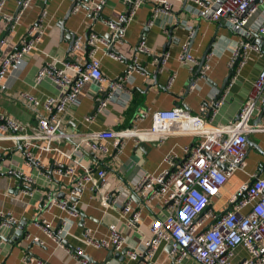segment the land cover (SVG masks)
<instances>
[{
    "label": "crops",
    "instance_id": "obj_1",
    "mask_svg": "<svg viewBox=\"0 0 264 264\" xmlns=\"http://www.w3.org/2000/svg\"><path fill=\"white\" fill-rule=\"evenodd\" d=\"M88 1L105 2L96 21L87 17L86 9L82 5L75 10L79 0H33L13 28L0 20V40L10 34L9 45L6 48L8 54L20 46L30 26L38 20L43 11L46 12L42 41L24 57L18 67L9 70L3 80L5 90L0 87V113L13 116L25 123H34L35 113L46 116L45 108L41 104L48 98H58L65 90L49 78L38 81L36 76L40 68L47 62L62 66L67 61L85 62L88 59L85 46H82L77 54L70 49L72 34L85 43L89 31L92 30L107 41L110 30L104 24V20H116L124 14L125 2L124 0ZM169 1L173 6L169 13L160 11L154 14L155 0H146L136 11L123 36L125 41L117 42L113 46L115 53L128 60V63L115 59L109 54L112 46L108 50L104 46L99 49L95 59L101 61L104 76L114 80L128 74L127 72L130 73L123 83V92L114 95L103 112L94 113L99 85L86 84L80 94V104L70 105L62 117L65 130L76 133L123 130L133 124L140 129H148L152 124L151 114L157 110L184 108L194 114H203L202 109L214 100L219 101V105L214 111L211 109L205 112L203 116L216 127L236 122L235 119L240 115L243 105L248 102L253 83L264 66V41L260 43L255 40L256 43H251L247 39L249 37H243L232 31L224 21L212 23L203 20L189 11L188 0ZM17 9V0H7L0 11L2 14L14 16ZM70 10L71 13L68 15ZM263 11L264 2H260L258 12L250 18L248 31L257 33L253 25L261 21L260 15ZM259 37L264 39V36ZM143 41L150 53L138 55L137 67L129 71L134 67L132 59L136 48ZM188 41L190 54L197 59L199 65L209 44H212V50L206 56L204 63L208 65L204 78L193 77L194 73L190 72L189 65L179 60L181 48ZM242 41L258 50L251 49L248 52L244 61L236 67L237 75L232 78L230 86L219 99H216L231 69L233 52ZM165 47L168 49V58L162 64L155 62V56H162ZM69 73L73 75L72 72ZM173 76L174 80L169 86L170 78ZM193 78L195 80L191 86L190 82ZM23 93L35 97L41 103L40 106L38 108L32 106L24 98ZM127 96H130L128 101ZM263 110L264 104L255 110L250 120L255 130L248 135L259 149L249 147L247 144L244 171L239 170L229 178L214 202L217 211L223 210L228 205L230 196L249 180L250 175L264 177V116L260 124L256 123ZM144 113H148V116L145 117ZM92 114H94L92 121L87 122L85 118ZM141 116L143 119L139 120ZM9 134V131H0V211L5 214L2 218H8L7 215L11 214L18 224L14 228L6 225L5 222L0 223V264H82L75 257L77 247L84 250L89 264H104L108 250L87 246L82 242L83 230L88 227L96 230V238L108 239L109 227L117 226L125 238L121 250H133L147 238L154 219L165 215L166 212L162 197L144 203L134 193L132 185L144 174L157 175L167 168L164 163L166 156L173 155L178 160H182L185 157V148L197 141L192 136L183 135L173 136L163 143L155 144H137L134 140H128L118 159L109 157L107 162L102 164L107 170L106 187L94 189V183L89 185L81 194L77 215L71 217L68 211L59 207H52L48 211H39V209L47 190H51L59 199L69 198L71 182L68 178L53 174L54 164L58 162L64 167L71 166L73 161L68 156L72 145L78 143L80 139L78 137L70 139L61 146L59 152L43 154L41 163L50 168L46 172L40 165L26 164L23 151L17 144L2 138ZM93 160L94 157L86 153L81 159L77 173L85 169L95 173L101 166L99 163H93ZM10 169L20 171L22 175H10L8 173ZM25 176L34 180L28 190H24ZM94 178L97 179V176L94 175ZM116 191L128 198L133 210L141 212L138 222L128 225L130 216L122 214L121 208L124 205L122 201L104 199V196H110ZM36 219H45L52 229L58 228L61 220L69 219L70 234L64 239L62 243L64 246L48 237L44 230L36 225ZM13 230V234L9 237ZM169 252V246H162L156 252L153 264H175L170 259ZM109 264H135V262L126 254L123 262L119 263L114 258ZM181 264L196 263L186 259Z\"/></svg>",
    "mask_w": 264,
    "mask_h": 264
},
{
    "label": "built area",
    "instance_id": "obj_2",
    "mask_svg": "<svg viewBox=\"0 0 264 264\" xmlns=\"http://www.w3.org/2000/svg\"><path fill=\"white\" fill-rule=\"evenodd\" d=\"M85 1L79 0L75 10L82 5L86 9L87 17L96 21L105 2L85 3ZM145 1L124 0L126 12L116 20H104L112 36L109 42L94 32L87 36L85 43L81 38H76L73 52L77 54L82 46H85L88 49V59L85 62L67 61L62 66L47 62L43 65L36 76L37 80L49 78L65 90L64 94L58 98H48L41 104L35 97L23 93L24 98L35 108L40 104L43 105L47 115L41 116L34 112L36 114L33 115L34 123H25L13 116L0 113V131L10 132L2 138L17 144L23 151L26 164L40 165L46 172L50 168L42 165L43 154L59 152L61 146L70 139L76 137L80 139L78 143L72 145L68 156L73 161L71 166L64 167L58 162L54 164L53 174L68 178L71 182L69 198L59 199L51 190H47L39 209V211H48L52 207H59L68 211L71 217H75L81 194L89 185L94 183V189L106 187L107 170L102 164L107 162L109 157L118 159L128 140H134L137 144H155L163 143L173 136H192L197 141L185 148V157L182 160L168 155L164 159L167 168L157 175L144 174L132 185L134 193L144 203L162 197L166 214L154 219L147 238L133 250L127 251V256L135 264H153L156 252L162 246H169L170 259L175 264H181L186 259H191L196 264H264V177L250 175L249 180L230 196L228 205L223 210L217 211L214 206L216 198L220 196L229 178L239 170L244 171L246 166L247 137L255 130L250 120L255 110L264 104V66L253 83L248 102L243 105L238 121L221 127L213 126L203 116L205 112L211 109L214 111L219 105L220 102L214 100L202 109L203 114H194L184 108L157 110L151 114L152 124L148 129H140L134 124L123 130L82 133L64 129L62 117L70 105L80 104V94L86 84L99 85L94 113L103 112L112 97L123 92V83L130 73L127 72L128 74L110 80L102 73L101 61L95 59V55L102 46L107 47L108 50L117 42L123 43V36L129 23ZM6 2L7 0H0V9ZM32 2L33 0H17V13L8 16L0 11V20L13 28ZM155 2L154 14L160 11L169 13L173 9L169 0H155ZM188 2L192 14L212 23L224 21L229 29L243 37H249L247 38L249 40L254 32L248 31L247 26L250 24V18L258 12V4L264 0H188ZM45 16L46 12L43 11L38 20L27 30L20 46L10 53L6 54L10 34L0 40L2 90H5V85L2 83L8 71L18 67L24 57L42 41ZM260 18L261 21L253 26L259 36H264V11ZM251 49L258 50L245 41L240 42L233 52L231 68L240 57L241 61L237 65L239 66ZM149 53L146 43L140 42L132 59L134 67L129 71L137 67L138 55ZM109 54L124 62L117 54ZM155 58V62L162 64L168 58V54L166 52ZM179 60L188 64L190 72L195 74L199 62L190 54L189 41L182 46ZM207 70L208 65L204 64L196 77L204 78ZM173 80L174 76L170 78L169 86ZM129 97H126L127 101ZM93 115L87 116L85 120L91 122ZM144 115L146 117L148 113ZM142 116L139 120L143 119ZM86 153L94 157L93 163H99L101 166L95 173L89 169L77 173L81 159ZM8 173L22 175L20 171L14 169H10ZM33 183V178L25 176L24 190H28ZM110 198L114 202L120 200L124 203L121 212L124 216H130L128 225L140 220L141 212L133 210L128 198L122 193L116 191L110 196H104L105 200ZM223 212L225 213L222 214ZM4 216L5 214L0 211V218ZM7 217L5 224L16 228L17 220L11 214ZM35 223L48 237L64 246L62 243L70 234L69 219L61 220L60 226L56 229H52L45 219H36ZM109 231L108 239H98L94 228H85L81 236L82 242L95 248L120 251L125 244V238L117 226H110ZM75 257L82 264H89L81 247L75 248Z\"/></svg>",
    "mask_w": 264,
    "mask_h": 264
},
{
    "label": "water",
    "instance_id": "obj_3",
    "mask_svg": "<svg viewBox=\"0 0 264 264\" xmlns=\"http://www.w3.org/2000/svg\"><path fill=\"white\" fill-rule=\"evenodd\" d=\"M86 1L89 2L88 0H86ZM73 8H74V6L71 8V10H72ZM71 10L69 11L68 15H70ZM126 15H127V14H126ZM222 22H223V21H222ZM61 26H62V28H63V24H62ZM91 32H92V30L89 31L88 34H90ZM111 38H112V36H111V34H109V35H108V38H107V41L109 42V41L111 40ZM193 38H194V37H193ZM116 39H119V38H116ZM75 40H76V36H75L74 34H72V35H71V42H70V49H73V46H74ZM255 40H258L260 43H261V41H264V39H263V38H260L259 35H258L257 33H254V34L252 35V37L249 39V41H250L251 43H256ZM124 41H125V40H122V42H124ZM191 41H192V40H191ZM87 50H88V49H87ZM167 50H168V49H166V47H165V48H164V53H166ZM211 50H212V44L210 43L209 46H208V48L206 49V52H205V54H204L203 59L201 60L200 65H199V66L197 67V69H196V72H195V74H194V77H196V76L198 75L199 71L202 69V67H203V65H204V63H205V61H206V56L208 55V53L211 52ZM109 51H110L109 53H115L114 47L112 46V47L109 49ZM115 54H116V53H115ZM123 60H124V59H123ZM240 61H241V58H240V57L235 61L233 67L230 69V71H229L227 77L225 78V80H224V82H223V84H222V86H221V88H220V90H219V92H218V94H217V96H216V99H219V98L224 94V92L226 91V89L230 86L232 78L236 76V67H237V65L240 63ZM124 62L128 63V60H124ZM129 62H130V61H129ZM194 80H195V78H193V80H191V82H190V83H191V86L194 84ZM104 95H106V93H104ZM263 116H264V110L262 111L261 115H260L259 118L257 119L256 123H259V124H260V123H261V120H262V118H263ZM207 117H209V115H208ZM238 119H239V116L236 117L235 121H238ZM247 144H248L249 147H255V148L259 149V148H258V145H256L254 142H252V141L250 140L249 137H247ZM222 168L226 169L225 166H222ZM224 213H225V212H223L222 214H224ZM222 214H220V216H221ZM1 222H7L6 218H0V223H1ZM13 232H14V230H13L12 233L9 235V237H11V235L13 234ZM1 238H2V237H1ZM127 251H128V250H121L120 252L114 253V250H108V253H107L106 258H105V260H104V264H109L110 261H111L112 259H114V258H115L119 263L123 262L124 259H125L126 254H127ZM90 261L93 262L92 260H90Z\"/></svg>",
    "mask_w": 264,
    "mask_h": 264
},
{
    "label": "rangeland",
    "instance_id": "obj_4",
    "mask_svg": "<svg viewBox=\"0 0 264 264\" xmlns=\"http://www.w3.org/2000/svg\"><path fill=\"white\" fill-rule=\"evenodd\" d=\"M113 161H114V160H113ZM113 161H112V162H113ZM112 162H110V163H112ZM237 256H239V254H237Z\"/></svg>",
    "mask_w": 264,
    "mask_h": 264
}]
</instances>
